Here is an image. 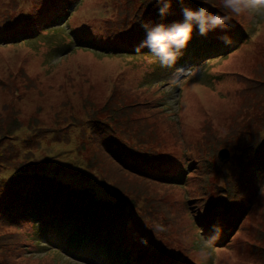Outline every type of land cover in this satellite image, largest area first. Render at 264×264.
<instances>
[{
	"label": "rangeland",
	"instance_id": "1",
	"mask_svg": "<svg viewBox=\"0 0 264 264\" xmlns=\"http://www.w3.org/2000/svg\"><path fill=\"white\" fill-rule=\"evenodd\" d=\"M182 7L227 32L172 67L136 51ZM158 8L0 0V264H264V17Z\"/></svg>",
	"mask_w": 264,
	"mask_h": 264
},
{
	"label": "clouds",
	"instance_id": "2",
	"mask_svg": "<svg viewBox=\"0 0 264 264\" xmlns=\"http://www.w3.org/2000/svg\"><path fill=\"white\" fill-rule=\"evenodd\" d=\"M173 0H155L159 5L158 15L165 17L170 13ZM183 4L184 0H177ZM222 7L235 16L264 17V0H222ZM181 15L183 19L178 22L165 25L158 23L155 25L143 24L145 29V39L137 46L136 51L140 52L147 48L151 55L158 58L163 67H172L183 55V50L192 39L195 30L201 36H206L210 31L220 29L227 32L231 17L219 13H211L208 8L200 7L193 10L190 7H182ZM219 39L227 46L232 43L231 37L223 35ZM220 229H214V235L206 240V246H211L215 239L219 238ZM147 243V241H143ZM202 257L206 253L201 252Z\"/></svg>",
	"mask_w": 264,
	"mask_h": 264
},
{
	"label": "trees",
	"instance_id": "3",
	"mask_svg": "<svg viewBox=\"0 0 264 264\" xmlns=\"http://www.w3.org/2000/svg\"><path fill=\"white\" fill-rule=\"evenodd\" d=\"M194 37H198V39L197 40H195V43L198 45V46H200L201 44H203V37L202 36H194ZM202 38V39H201ZM205 39L206 40H209V41H211V42H213V43H215L212 39H210V38H208V37H205ZM193 41H194V38L192 39ZM221 43H223V42H221ZM254 157V156H253ZM256 163H257V166L256 167H254V169H253V171L252 172H254V170L256 169V171H257V169H258V167H259V165L261 164V163H264V155H262V157H258L257 158V160H256ZM261 166H264V164L263 165H261ZM248 168V167H247ZM145 175H146V177H148V176H150V177H152L153 176V179H154V181H156V182H160V183H170L168 180L169 179H167L164 175H160V176H156L155 177V175L154 174H152V173H144ZM250 180H252L251 178H248L247 179V181H250ZM236 193V192H235ZM243 193V192H242ZM238 195V194H237ZM236 195V196H237ZM236 199H238V200H240V197L239 196H237V198ZM232 199L230 198V193L228 194V196L226 197V201H225V204H228V205H226V208H228L229 206H230V201H231ZM49 210V209H48ZM53 210H57L55 207L53 208V209H51V211H53ZM59 214L60 215H63V217L62 216H60V219L59 220H65L64 218H65V216L67 217V214L65 213V212H63V213H60L59 212ZM82 214H84V212H80L78 215H82ZM70 217V218H69ZM68 218L69 219H71V215L69 216ZM87 220H89L88 218H87ZM82 222H86V221H82ZM75 226V225H74ZM84 227H81V228H79V231H85V229H83ZM101 228H103V227H101ZM211 229V228H210ZM89 230V229H88ZM88 230H86V232L88 231ZM134 260V259H133ZM135 261V260H134ZM136 262V261H135ZM137 263V262H136ZM129 264V263H128Z\"/></svg>",
	"mask_w": 264,
	"mask_h": 264
},
{
	"label": "water",
	"instance_id": "4",
	"mask_svg": "<svg viewBox=\"0 0 264 264\" xmlns=\"http://www.w3.org/2000/svg\"><path fill=\"white\" fill-rule=\"evenodd\" d=\"M217 158L221 163L228 161V159L230 158L228 149L226 148L220 149L217 153Z\"/></svg>",
	"mask_w": 264,
	"mask_h": 264
}]
</instances>
